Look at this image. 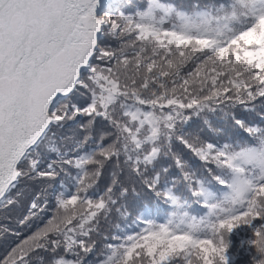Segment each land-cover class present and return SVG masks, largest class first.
I'll return each mask as SVG.
<instances>
[{"label": "snow or ice", "instance_id": "snow-or-ice-1", "mask_svg": "<svg viewBox=\"0 0 264 264\" xmlns=\"http://www.w3.org/2000/svg\"><path fill=\"white\" fill-rule=\"evenodd\" d=\"M258 100L264 0H0V208L21 206L26 182L64 175L75 189L33 194L0 222V264H237L234 237L264 264V117L236 114ZM217 112L239 142L187 132ZM69 125L80 135H60ZM113 212L135 227L98 247Z\"/></svg>", "mask_w": 264, "mask_h": 264}, {"label": "trees", "instance_id": "trees-1", "mask_svg": "<svg viewBox=\"0 0 264 264\" xmlns=\"http://www.w3.org/2000/svg\"><path fill=\"white\" fill-rule=\"evenodd\" d=\"M165 2L179 4L182 2L186 3L188 2V0H165ZM138 3L139 0H110L108 6L116 5L125 9H130L132 6H135ZM236 114L250 122L259 124L261 122V118L264 117V104H261L258 100L255 104L254 111H244L243 109H239ZM205 120H207L208 122L205 123ZM185 127L188 133L199 134L203 139L215 140L219 141L220 143L228 141L239 142V140L245 136L244 133L234 128L232 126V123L219 112L208 113L206 115L202 114L200 117L194 116ZM60 135L69 137L79 136L80 131L76 125H69L64 130H62ZM173 151L181 155L194 171L199 170L200 162L186 149H184L182 145L175 143L173 145ZM161 164L169 168V171L172 173V178L175 179L179 177V173L174 168L172 160L170 158L162 159ZM107 182L108 174L105 173V175L102 176L98 182L99 187L96 189L97 194H99V192L103 190ZM74 190L75 189L72 186L71 179L64 175H61V177H59L55 183H51L48 185H43L39 182H26L25 185L21 186V191L24 193L23 197H21V206L11 210L0 208V222H3L4 224L11 223L14 225L16 217L24 212L28 202L33 197V194H39L41 191H43L45 192L49 200H52L60 191H64L65 193H67ZM47 215H51L50 210L48 211ZM42 222H46V215L44 213H41L39 215V218L36 219L32 225H30V228L25 229V232H28L30 230L34 231L37 227L42 226ZM117 224L120 225V229L122 231H131L135 227V225L132 224L130 220H126L120 217L115 212H113L107 220L101 218L99 223V233L93 234V239L98 247H103V240L105 236H108L110 233H115L117 231V229L115 228V225ZM8 243H10V241ZM8 243L0 241V254H3V251L5 248H7ZM233 243V254L237 255V264H249L250 258L245 255L243 250H240L237 247L239 243L238 238L234 237ZM93 259H95V257H89L90 261Z\"/></svg>", "mask_w": 264, "mask_h": 264}, {"label": "water", "instance_id": "water-1", "mask_svg": "<svg viewBox=\"0 0 264 264\" xmlns=\"http://www.w3.org/2000/svg\"><path fill=\"white\" fill-rule=\"evenodd\" d=\"M109 2H110V0H103V3L105 5V8L108 6Z\"/></svg>", "mask_w": 264, "mask_h": 264}]
</instances>
